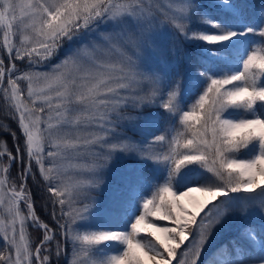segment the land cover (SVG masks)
I'll list each match as a JSON object with an SVG mask.
<instances>
[{
	"label": "snow or ice",
	"instance_id": "6c2138e0",
	"mask_svg": "<svg viewBox=\"0 0 264 264\" xmlns=\"http://www.w3.org/2000/svg\"><path fill=\"white\" fill-rule=\"evenodd\" d=\"M0 101V264H264V0H0Z\"/></svg>",
	"mask_w": 264,
	"mask_h": 264
},
{
	"label": "trees",
	"instance_id": "16d2710c",
	"mask_svg": "<svg viewBox=\"0 0 264 264\" xmlns=\"http://www.w3.org/2000/svg\"><path fill=\"white\" fill-rule=\"evenodd\" d=\"M2 103H3V101H0V104H2ZM0 111H2V109H0ZM152 111H154V109L146 108V109H144V114L147 115V114H149ZM12 127L15 128V124L14 123L12 124ZM4 138L8 140V146L11 148L12 147V140H11V138L10 137H4ZM11 171H12V175L15 176L16 175V171H17V166L14 165ZM28 183H29V187H31L33 189V192L35 193L37 191V189L34 187V185L32 183V180L29 179ZM36 207H37V211L41 215V217L44 218V219H47V216L45 214V210L42 209V207H41L39 196L36 197ZM160 223H164V222H160ZM29 232L31 233L32 239L34 241L38 242L37 241V237L39 236L38 231L35 230V229H32L30 227L29 228ZM225 238H227V237H225ZM2 245H3V242L0 241V247H2ZM69 251H70V248H69ZM209 252H211V249L210 248L206 250L205 256H207V253H209ZM202 259H205V257H202Z\"/></svg>",
	"mask_w": 264,
	"mask_h": 264
},
{
	"label": "rangeland",
	"instance_id": "374dc122",
	"mask_svg": "<svg viewBox=\"0 0 264 264\" xmlns=\"http://www.w3.org/2000/svg\"><path fill=\"white\" fill-rule=\"evenodd\" d=\"M119 167V166H118ZM194 196H200L201 194H199V193H194L193 194ZM185 202L187 203L188 201L187 200H185ZM235 234V226L233 225L232 227H230V228H226L225 230H224V232L222 233V237L223 238H225V237H228L229 235H234ZM32 237V236H31ZM207 250V249H206Z\"/></svg>",
	"mask_w": 264,
	"mask_h": 264
}]
</instances>
